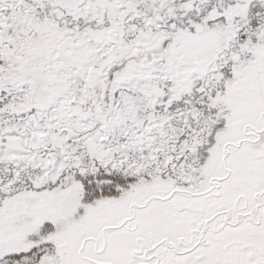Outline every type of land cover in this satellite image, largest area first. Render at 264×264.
<instances>
[{
    "label": "snow or ice",
    "instance_id": "snow-or-ice-1",
    "mask_svg": "<svg viewBox=\"0 0 264 264\" xmlns=\"http://www.w3.org/2000/svg\"><path fill=\"white\" fill-rule=\"evenodd\" d=\"M0 264H264V0H0Z\"/></svg>",
    "mask_w": 264,
    "mask_h": 264
}]
</instances>
